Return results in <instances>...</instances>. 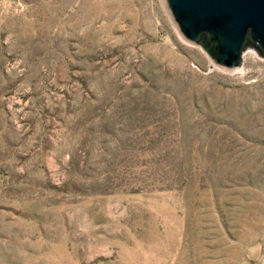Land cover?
I'll use <instances>...</instances> for the list:
<instances>
[{"label":"rangeland","instance_id":"obj_1","mask_svg":"<svg viewBox=\"0 0 264 264\" xmlns=\"http://www.w3.org/2000/svg\"><path fill=\"white\" fill-rule=\"evenodd\" d=\"M242 59L165 0H0V264H264V58Z\"/></svg>","mask_w":264,"mask_h":264},{"label":"water","instance_id":"obj_2","mask_svg":"<svg viewBox=\"0 0 264 264\" xmlns=\"http://www.w3.org/2000/svg\"><path fill=\"white\" fill-rule=\"evenodd\" d=\"M180 35L201 44L217 67L236 71L243 52L264 58V0H165Z\"/></svg>","mask_w":264,"mask_h":264}]
</instances>
